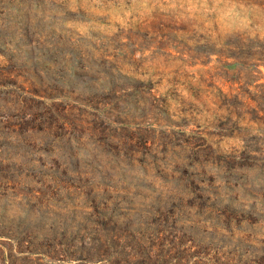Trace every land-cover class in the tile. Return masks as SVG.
I'll return each mask as SVG.
<instances>
[{"label": "rangeland", "instance_id": "rangeland-1", "mask_svg": "<svg viewBox=\"0 0 264 264\" xmlns=\"http://www.w3.org/2000/svg\"><path fill=\"white\" fill-rule=\"evenodd\" d=\"M0 264H264V0H0Z\"/></svg>", "mask_w": 264, "mask_h": 264}]
</instances>
